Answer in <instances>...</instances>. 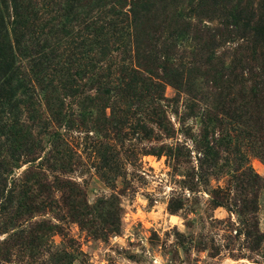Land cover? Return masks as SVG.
Instances as JSON below:
<instances>
[{
	"label": "rangeland",
	"instance_id": "obj_1",
	"mask_svg": "<svg viewBox=\"0 0 264 264\" xmlns=\"http://www.w3.org/2000/svg\"><path fill=\"white\" fill-rule=\"evenodd\" d=\"M245 1L182 0L185 39L129 22L33 85L20 112L41 147L10 182L35 204L0 217V264H264V48L225 24ZM23 2L41 40L59 39L64 0Z\"/></svg>",
	"mask_w": 264,
	"mask_h": 264
},
{
	"label": "trees",
	"instance_id": "obj_2",
	"mask_svg": "<svg viewBox=\"0 0 264 264\" xmlns=\"http://www.w3.org/2000/svg\"><path fill=\"white\" fill-rule=\"evenodd\" d=\"M228 1L230 2L228 6H231L232 0ZM64 2L58 6L59 9L54 6L52 8L56 13L55 34L60 35L59 39L53 41L47 38L41 40L40 27L31 23L33 11L31 4L26 5L23 0H0L1 218L9 214L15 217L21 214L26 216L35 204L34 199L20 189L19 183L22 180L10 182V176L14 175L15 169H19L22 158L29 159L40 151L42 137H35V129L22 121L23 113L20 112L21 106L23 108L37 106V90L33 89L35 83L42 84L49 75L53 76L56 71L65 70L63 66L66 62L68 61V65L73 62L75 51L80 47L76 46L79 42L84 44L87 40L107 37H111L114 43L121 42L123 39L120 37L125 34L129 22L134 24L136 33L140 32L150 37L154 36L149 32L155 34L163 25L179 27L180 33L177 37L179 40L185 39L188 34L186 29L189 24L181 20L179 13L182 0H64ZM259 5L261 10H264V6ZM252 6L251 0H246L243 6H240L239 2L232 7V12L225 17L227 35L239 34L245 43L244 46L251 44L264 48V19H255V14L250 10ZM49 14L53 13L50 11ZM64 44L68 47V52L61 48ZM89 48L93 50V45ZM62 58L66 62L62 63ZM142 62L144 64L141 68L150 71L151 64L146 60ZM85 67H89V63ZM127 69L124 68L122 71L126 72ZM132 69L131 78H126L129 84L138 82L143 77L138 76L139 72L135 71V68ZM217 77L219 75L216 73L214 78L217 80ZM24 139L28 141L24 142ZM11 223H6L3 229L7 230Z\"/></svg>",
	"mask_w": 264,
	"mask_h": 264
}]
</instances>
